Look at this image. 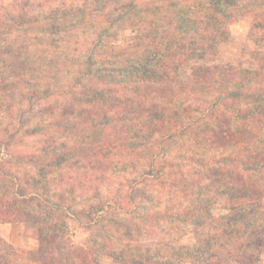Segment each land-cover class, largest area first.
Listing matches in <instances>:
<instances>
[{
	"label": "trees",
	"instance_id": "obj_1",
	"mask_svg": "<svg viewBox=\"0 0 264 264\" xmlns=\"http://www.w3.org/2000/svg\"><path fill=\"white\" fill-rule=\"evenodd\" d=\"M248 17L258 32L257 63L218 64L231 25ZM32 30L30 46H16L13 36ZM124 30L132 33L127 45L117 39ZM70 43L72 51L62 54ZM183 70L190 77L184 82ZM166 82L182 83L184 97L140 94L144 84ZM193 105L201 113L186 120ZM30 137L43 141L23 152ZM177 143L201 166L186 183L179 213L201 226L195 242L163 249L95 239V248L124 264L247 260L264 247V0H0V223L36 225L33 258L56 264L63 243L88 261L70 238L72 216L90 224L106 208L98 201L77 211L64 195L55 198L53 174L64 182L66 171L123 156L126 167L144 161L145 175L161 180L176 164ZM24 165L33 172L19 173ZM211 172L230 174L235 202L212 226L213 189L200 181Z\"/></svg>",
	"mask_w": 264,
	"mask_h": 264
},
{
	"label": "rangeland",
	"instance_id": "obj_2",
	"mask_svg": "<svg viewBox=\"0 0 264 264\" xmlns=\"http://www.w3.org/2000/svg\"><path fill=\"white\" fill-rule=\"evenodd\" d=\"M230 30V39L221 45V52L214 61L224 67L255 65L260 46L255 42L258 32L253 30L251 18L233 23ZM33 33L36 31L17 33L13 36V41L16 46L29 47L33 42L31 39ZM131 38L132 33L129 30L121 31L117 37L118 42L123 45H127ZM67 45V48L62 49V54L72 51L71 43ZM181 77L182 82L187 81L190 78L189 71L183 70ZM181 84L170 82L144 84L140 94L144 98L156 101H169L174 97L183 98ZM42 107L43 104H36L34 108ZM196 108V105L191 107L190 116L184 114L186 120L197 118L196 115L201 112L195 110ZM37 113L39 116L43 114ZM43 119L46 120L47 117ZM27 141V145L22 147L23 152L35 151L40 147L43 139L30 137ZM178 145L179 143L172 152V160L176 164L161 180H153L145 175L144 161H139L135 170L126 167L124 161L128 158L123 156H112L110 159L101 160L94 168L66 171L63 174L64 182L60 181V176L53 174L51 188L55 193L54 197L58 199L64 195L77 211L98 201L106 203V208L97 215V221L93 220L90 224H86L84 217L78 219L73 215L74 220L70 222V238L83 250L82 253H89L88 261L81 260L66 244L61 243L56 249V264H124L114 261L103 251L95 248V239L100 242L115 240L118 246L133 243L159 246L163 249L168 248V245L180 247L192 245L196 239L195 231L201 226L182 220L179 213L188 201L186 195L189 188H185L186 183L191 185L194 173H197L201 166L191 163L185 157L186 148L179 149ZM29 172H33V167L24 165L21 166L19 173L24 175ZM205 179L201 177L200 181L211 183L213 189L211 192L213 201L207 216L208 223L212 226L215 219L232 210L235 202L230 197L232 187L229 173L224 172L219 175L211 172L206 174ZM260 198L264 203V195ZM117 200L124 201L123 204L128 210L120 208ZM152 211H161L164 217L156 215L150 221L143 220L144 216ZM129 232L137 240L133 242ZM38 245L35 224L10 221L0 223V261H8L6 264H45L31 255V252L37 251ZM251 253L247 260L235 264H264V247Z\"/></svg>",
	"mask_w": 264,
	"mask_h": 264
}]
</instances>
